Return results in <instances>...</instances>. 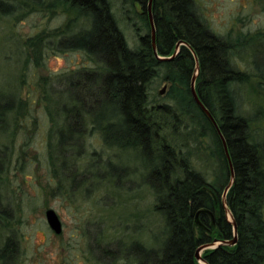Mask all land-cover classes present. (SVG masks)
I'll return each instance as SVG.
<instances>
[{
    "label": "trees",
    "instance_id": "16d2710c",
    "mask_svg": "<svg viewBox=\"0 0 264 264\" xmlns=\"http://www.w3.org/2000/svg\"><path fill=\"white\" fill-rule=\"evenodd\" d=\"M115 1L0 0V15L16 14L19 8L35 10L32 6L39 5L48 16L62 9L84 18L85 26L75 31L72 27L77 20L72 18L64 29L42 31L26 40L38 65H43L46 49L83 51L91 63L78 68L76 75H68L57 146L68 150L79 145V137L89 124L108 145L135 149L147 157L155 210L164 219V239L153 249L137 244L131 252L136 264H203L196 258L199 247L235 238L226 209L236 223L237 242L205 249L202 257L208 264H264V138L252 135L250 121L240 111L238 85L248 81L249 73L237 67L233 58L234 49L243 40L212 30L197 13L194 0H152L156 50L165 57L162 59L153 47L150 0H119L126 16L131 6L135 9L139 4L143 9L138 13L148 30L139 33L134 48L119 26ZM51 34L56 39L54 48ZM179 41L187 45H181L174 57L166 59L174 54ZM197 61L196 90L220 134L191 92ZM255 71L264 79L263 72ZM158 76L169 83L171 102L152 105L150 85ZM19 110L20 102L0 93L2 129ZM196 133L204 139L194 148L197 159L204 165L215 164L212 180L195 167L190 150L184 148L189 137L195 134L197 139ZM230 162L234 181L225 205ZM201 208L215 214L214 226L209 214L200 215L210 230L196 224ZM17 251L15 239L7 237L0 244V264L15 263Z\"/></svg>",
    "mask_w": 264,
    "mask_h": 264
},
{
    "label": "rangeland",
    "instance_id": "374dc122",
    "mask_svg": "<svg viewBox=\"0 0 264 264\" xmlns=\"http://www.w3.org/2000/svg\"><path fill=\"white\" fill-rule=\"evenodd\" d=\"M194 4L212 30L243 40L233 58L249 73L248 81L238 85L240 111L248 117L252 135L261 140L264 79L255 70L264 73V35L252 36L264 32V0ZM32 7L35 10L19 8L16 14L0 15V93L22 105L18 115L8 118L6 129L0 126V244L9 236L15 239L13 264H136L131 252L137 244L153 249L164 239V219L155 210L156 195L148 180L149 160L138 150L108 145L88 123L79 145L68 150L57 146L68 75L91 63L83 51L46 49L43 65H38L26 40L42 31L64 29L72 18L77 20L75 31L85 26L84 18L62 9L48 16L41 6ZM141 8L131 6L126 16L120 1L114 2L131 48L139 33L148 30L138 13ZM49 39L54 48L55 37ZM168 89L169 83L156 77L150 85L151 104L170 103ZM194 137L184 148L190 150L195 167L212 180L215 164L197 159L194 148L204 139L197 133ZM48 208L63 223L60 235L47 223Z\"/></svg>",
    "mask_w": 264,
    "mask_h": 264
},
{
    "label": "water",
    "instance_id": "95a60500",
    "mask_svg": "<svg viewBox=\"0 0 264 264\" xmlns=\"http://www.w3.org/2000/svg\"><path fill=\"white\" fill-rule=\"evenodd\" d=\"M151 7H152V0L149 1V11H150L151 26H152L151 33H152V39H153V47H154V51H155V54L157 55V57L163 59L165 57L159 56L158 53H157V50H156V27L154 25L153 17H152V14H151ZM181 45H187V43L184 42V41H179L177 43V45H176V50H175L174 54L172 56H170V57H166V59H170V58L174 57L176 55V53L179 51V48H180ZM196 70L197 71L194 74V76L192 78V81H191V92H192V95H193L195 101L197 102V104L203 110V112L210 118V120L213 122V124L218 129V125H217L216 120L214 119V117L212 116L210 111L206 108V106L203 104V102L200 100L198 92L196 90V80H197V76H198V72H199L198 61H197V65H196ZM162 92H163V90L161 91V93ZM218 132L220 134V130L219 129H218ZM222 139H223L226 155H227L228 158H230V155H229V152H228V148H227V145H226V141H225L224 137H222ZM230 167H231V179H230V182H229L228 186L226 187V189L224 191V194H223V202L225 203V205H226V195H227V193H228V191H229V189L232 186L233 181H234V171H233L231 162H230ZM226 211H227V214L229 216V221L234 226L235 238L233 240H231V241H214L213 243L205 244V245H202L201 247H199L197 252H196V258L199 260V262H201L203 264H208L205 261V259L202 257V251L203 250L208 249V248H215L216 246H218L219 244H222V243H226V244H229V245H234L237 242V236H236L237 226H236V223L234 222V220L232 218V215L228 211V209H226ZM203 213L204 214H209L211 216V220H212L211 221V225L212 226L215 225V214L208 208H201L196 213V224L199 227H201V228L210 230L206 225L203 224V222L200 219V215L203 214ZM45 217H46V220H47V223H48L50 229L55 234L60 235L63 232V223H62L58 213L53 208H48L45 211Z\"/></svg>",
    "mask_w": 264,
    "mask_h": 264
}]
</instances>
